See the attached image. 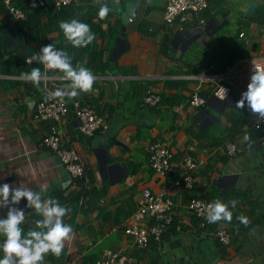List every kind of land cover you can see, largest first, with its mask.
I'll return each instance as SVG.
<instances>
[{
	"label": "crops",
	"instance_id": "obj_1",
	"mask_svg": "<svg viewBox=\"0 0 264 264\" xmlns=\"http://www.w3.org/2000/svg\"><path fill=\"white\" fill-rule=\"evenodd\" d=\"M46 1L49 9L54 0ZM128 1L82 0L75 5L74 19L83 22L91 15L94 23L101 22L100 34L86 53H75L83 59L81 66L92 65L96 81L92 92L65 101L69 108L74 102L90 107L108 125L89 138L79 132L72 110L57 123L61 147L74 149L84 164L83 178L75 181L42 144L48 125L32 118L35 103L44 97L42 90L69 82L57 71L45 72L51 78L36 86L19 78L27 68H1L24 47L29 58L46 42L60 46L64 34L58 22L71 19L62 14L49 22L50 15L43 14L36 25L27 20L24 32L15 28L18 20L0 16V184H24L69 209L62 199L89 193L64 217L74 238L65 242L59 258L48 254L44 264H94L106 249L133 256L135 264H264V128L246 102L242 110L235 107L250 83L252 61L264 65V0H209L208 8L183 31L178 23L164 26L166 0ZM128 3L135 8H129L131 16L123 24ZM251 3L253 12L246 16ZM104 4L110 12L101 18L98 12ZM32 12L25 9L24 14ZM230 61L227 70H220L219 64ZM218 84L231 90L225 100L212 96ZM148 87L161 95L155 107L142 104ZM194 90L205 100L203 107L190 106ZM229 143L237 146L234 156L227 154ZM154 144L173 155L164 179L150 166L148 149ZM187 158L198 165L193 188L168 193L174 204L170 227L160 242L138 249L125 231L140 192L166 189ZM194 199L236 200V207L229 209L232 221L201 228L187 208ZM26 205L23 199L17 205L26 212L25 231L41 218ZM240 215L250 218L247 227L237 220ZM4 216L6 209H0V218ZM217 226L228 230V246L217 241Z\"/></svg>",
	"mask_w": 264,
	"mask_h": 264
},
{
	"label": "built area",
	"instance_id": "obj_2",
	"mask_svg": "<svg viewBox=\"0 0 264 264\" xmlns=\"http://www.w3.org/2000/svg\"><path fill=\"white\" fill-rule=\"evenodd\" d=\"M82 0H54L55 9L62 7L78 5ZM209 0H166L163 15V24L171 27L179 24V30L183 31L184 25L191 23L194 19L202 14L208 8ZM3 4L7 10V15L14 20L23 19L25 14L15 7L12 0H3ZM43 0H29L28 7L31 11L44 7ZM131 21V20H130ZM200 23H203L201 21ZM239 37H242L240 35ZM30 65V64H28ZM44 72H56L47 70L43 65ZM223 80V78H218ZM219 80V81H220ZM215 84V83H214ZM227 89V96L231 90L224 84L214 85L212 96L218 100H223L221 88ZM62 88L59 84L53 83L51 89ZM225 98V99H226ZM224 99V100H225ZM161 102V95L157 90L148 87L145 90L142 104L145 107H155ZM190 106L200 108L205 105V100L199 95L198 90H194L190 96ZM72 110L74 118L77 121L79 132L85 137H93L97 132H105L108 130L106 121L95 113L90 107L83 106L79 102H74L72 108H69L65 99L49 98L45 96L35 103L33 109V121L36 123H48L50 127L46 136L42 139L43 146L48 149L52 155L60 159L61 165L67 172L70 180H78L83 178L85 173L84 164L79 154L74 149H66L61 147V136L59 134L57 123L68 115ZM258 123L264 128V120L258 116ZM227 154L234 156L237 146L234 143L227 145ZM149 161L152 170L161 178H165L171 171L170 159L171 152L161 145L154 144L148 149ZM198 165L191 159H185L183 163V171L177 175L172 183L163 191L153 193L149 189H142L140 196L136 201V208L133 211L129 226L126 228V235L132 240L138 249H146L150 242H160L163 233L169 228L173 220V201L168 195L171 190L183 188L190 191L193 188V173L197 170ZM210 204L204 200L194 199L187 205L188 210L199 220L200 226L205 228L209 223L207 216V206ZM215 236L220 244L227 246L230 243V234L225 227H218ZM136 260L133 256L123 254L122 252L106 249L103 252L102 259L94 264H135ZM71 264H83L80 260H75ZM91 264V263H88Z\"/></svg>",
	"mask_w": 264,
	"mask_h": 264
},
{
	"label": "clouds",
	"instance_id": "obj_3",
	"mask_svg": "<svg viewBox=\"0 0 264 264\" xmlns=\"http://www.w3.org/2000/svg\"><path fill=\"white\" fill-rule=\"evenodd\" d=\"M109 12V7L104 4L100 7L98 15L105 18ZM59 28L74 48H86L96 39L90 26L79 19L61 21ZM25 62L27 64L36 62L47 70L57 71L62 74L60 79L69 82L65 87L53 91L42 90L45 99L67 98L72 100L81 93L93 91L96 77L91 70L81 65L74 66L68 53L57 49L51 43L43 46L39 53L27 58ZM252 65L253 74L250 77L247 91L241 94L235 107L242 110L246 102L252 114L264 120V65L254 60ZM19 78L39 86L42 81L51 77L42 72L40 67H32L30 72L21 73ZM220 88L223 93L221 99L224 100L227 96V89ZM22 199L27 201L28 209H34L41 217L35 221V228L27 231L24 228L27 219L26 212L17 207ZM236 205V200L224 203L219 199L208 204L206 216L208 222L226 221L230 223L233 212L229 209L230 206L235 208ZM0 209H6V216L0 218V237L3 238L0 240V252L3 253L0 264H44L48 254L59 258L63 253L65 242L74 238L73 227L64 222V217L70 213L71 209L62 206L55 198L45 197L43 193L33 191L24 184L18 187L9 183L0 184ZM237 220L245 227L250 223V218L244 215L238 216Z\"/></svg>",
	"mask_w": 264,
	"mask_h": 264
},
{
	"label": "trees",
	"instance_id": "obj_4",
	"mask_svg": "<svg viewBox=\"0 0 264 264\" xmlns=\"http://www.w3.org/2000/svg\"><path fill=\"white\" fill-rule=\"evenodd\" d=\"M28 1L29 0H12L13 4L15 5V7L18 8L19 10H21L24 13H25V9L26 10H30L29 7H28ZM43 1L45 2V6L44 7L38 8V9L34 10L32 12V14L28 15L27 17L24 16L23 19H20V20L16 21L15 28L17 30L24 31L25 28H27L29 26V23H27V20H31L36 25L35 20L39 19L43 14L44 15L46 14L48 18H49V15H50L49 22H50V19H52V18H58V17L60 18L62 14H67L70 19H72V18L74 19L75 16H76V15L75 16L73 15V13L77 12L76 9H75V7L77 8V6H75V5L62 7L59 10H57L54 7V1H53L52 5H50L51 7L48 9L47 6H49V5H48L47 1L46 0H43ZM95 11L97 12V10H95ZM5 14H7V10H6V8H5L4 4H3V0H0V16H3ZM163 15H164V13H163ZM93 18H94V16L90 15L86 20L83 21V23H87L90 26V28H91L93 33L100 34V28H101L100 24H101V22L99 21L98 23H94L92 21ZM61 21L62 20H60L58 22V24ZM63 38H64V42H61L60 46H58L56 48L60 49V50H64L68 54H70L69 56L72 58V62H73L74 66L81 65V63L83 62V59L75 57L76 49H78V53H84V52L86 53V51L89 49V45L86 48H74L70 44V42H68L66 40L65 37H63ZM47 44H50V42H46V45ZM94 53L95 52H93V54ZM30 54L31 53L27 52V49H25V47H24L21 51H18V53L12 55L7 60L3 61L1 63V68H3V69L6 68L7 69L6 71H9L11 67L12 68H18V69L19 68H27L26 69L27 72H30L32 67H40L41 70H43L42 66L40 64H37L36 62H33L30 65H28L25 62L27 56L30 55ZM219 54L221 55L220 61H222L223 53H219ZM225 63L226 64H224V65L219 64L222 67V68H220V70H227L228 67H230L232 65V61L225 62ZM92 64L96 65V63H92ZM91 66H92L91 64H87L86 68L90 69ZM213 66H215V68L218 67L217 64H213ZM43 124H47L48 128L50 127V124H48V123H43ZM172 159H173V155H172V158L170 159V165L172 163ZM171 167H172V165H171ZM159 177L161 178V176H159ZM88 194H89L88 192L73 193V194H70L69 196H67L66 199L65 198L64 199L61 198V199L64 202H67V204H69L71 206V209H73V208L76 209L77 208V203H78L79 200H81V197H86Z\"/></svg>",
	"mask_w": 264,
	"mask_h": 264
},
{
	"label": "water",
	"instance_id": "obj_5",
	"mask_svg": "<svg viewBox=\"0 0 264 264\" xmlns=\"http://www.w3.org/2000/svg\"><path fill=\"white\" fill-rule=\"evenodd\" d=\"M128 2H130V0ZM254 6H255L254 3L250 4L248 10L246 11V14H245L246 16H248L249 14H251L253 12V7ZM129 8L130 9L135 8L133 3H131V5H129V3L126 5V11H125V13L122 14L123 24H125L126 20L131 16V13H129ZM53 156L55 158L56 163L61 164L60 159L57 156H55V155H53ZM69 179H70V177H69Z\"/></svg>",
	"mask_w": 264,
	"mask_h": 264
},
{
	"label": "rangeland",
	"instance_id": "obj_6",
	"mask_svg": "<svg viewBox=\"0 0 264 264\" xmlns=\"http://www.w3.org/2000/svg\"><path fill=\"white\" fill-rule=\"evenodd\" d=\"M7 15V14H6ZM8 16V15H7Z\"/></svg>",
	"mask_w": 264,
	"mask_h": 264
}]
</instances>
